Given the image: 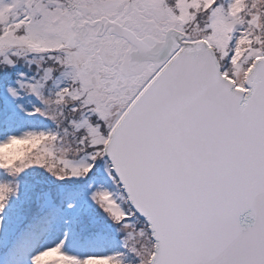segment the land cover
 I'll list each match as a JSON object with an SVG mask.
<instances>
[{
    "label": "snow or ice",
    "instance_id": "obj_1",
    "mask_svg": "<svg viewBox=\"0 0 264 264\" xmlns=\"http://www.w3.org/2000/svg\"><path fill=\"white\" fill-rule=\"evenodd\" d=\"M0 264H264V0H0Z\"/></svg>",
    "mask_w": 264,
    "mask_h": 264
}]
</instances>
